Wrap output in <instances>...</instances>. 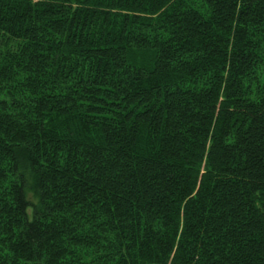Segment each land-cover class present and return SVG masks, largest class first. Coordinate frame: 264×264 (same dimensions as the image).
<instances>
[{
  "label": "trees",
  "instance_id": "obj_1",
  "mask_svg": "<svg viewBox=\"0 0 264 264\" xmlns=\"http://www.w3.org/2000/svg\"><path fill=\"white\" fill-rule=\"evenodd\" d=\"M0 264H264V0H0Z\"/></svg>",
  "mask_w": 264,
  "mask_h": 264
},
{
  "label": "rangeland",
  "instance_id": "obj_2",
  "mask_svg": "<svg viewBox=\"0 0 264 264\" xmlns=\"http://www.w3.org/2000/svg\"><path fill=\"white\" fill-rule=\"evenodd\" d=\"M32 187H33V182H31L30 180H28V188H27V191H26L27 200L28 201H35Z\"/></svg>",
  "mask_w": 264,
  "mask_h": 264
}]
</instances>
